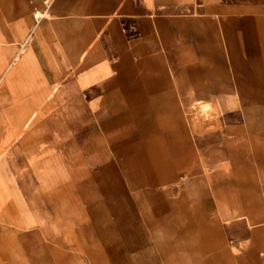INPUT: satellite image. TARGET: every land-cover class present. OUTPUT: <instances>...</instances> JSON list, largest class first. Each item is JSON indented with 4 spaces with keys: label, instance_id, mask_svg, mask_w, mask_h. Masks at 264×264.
Listing matches in <instances>:
<instances>
[{
    "label": "crops",
    "instance_id": "crops-1",
    "mask_svg": "<svg viewBox=\"0 0 264 264\" xmlns=\"http://www.w3.org/2000/svg\"><path fill=\"white\" fill-rule=\"evenodd\" d=\"M236 100H264V0H0V217L73 187L114 106L196 164L109 264H264V117ZM213 104L226 121L194 116Z\"/></svg>",
    "mask_w": 264,
    "mask_h": 264
},
{
    "label": "rangeland",
    "instance_id": "rangeland-1",
    "mask_svg": "<svg viewBox=\"0 0 264 264\" xmlns=\"http://www.w3.org/2000/svg\"><path fill=\"white\" fill-rule=\"evenodd\" d=\"M244 105L252 116L264 117V110L258 114L264 100H236L238 111L230 117L241 119ZM116 110L103 108V123L82 153L73 187L38 195L26 209L0 217V264H109L116 234L131 229V220L155 217L163 203L180 197L196 163L163 162L162 147L146 146L148 137L162 135L130 130L122 124L129 117ZM198 112L194 116L207 122L229 118L219 104L203 105ZM166 149L169 156L176 150ZM36 234L42 238L37 243Z\"/></svg>",
    "mask_w": 264,
    "mask_h": 264
}]
</instances>
